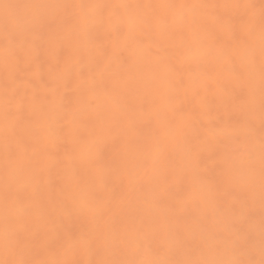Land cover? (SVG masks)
<instances>
[{
    "label": "rangeland",
    "instance_id": "374dc122",
    "mask_svg": "<svg viewBox=\"0 0 264 264\" xmlns=\"http://www.w3.org/2000/svg\"><path fill=\"white\" fill-rule=\"evenodd\" d=\"M264 260V0H0V264Z\"/></svg>",
    "mask_w": 264,
    "mask_h": 264
},
{
    "label": "snow or ice",
    "instance_id": "6c2138e0",
    "mask_svg": "<svg viewBox=\"0 0 264 264\" xmlns=\"http://www.w3.org/2000/svg\"><path fill=\"white\" fill-rule=\"evenodd\" d=\"M18 264H26V262H18ZM220 264H244L242 261H229V262H220ZM252 264V262H249ZM260 264H264V260H261Z\"/></svg>",
    "mask_w": 264,
    "mask_h": 264
}]
</instances>
